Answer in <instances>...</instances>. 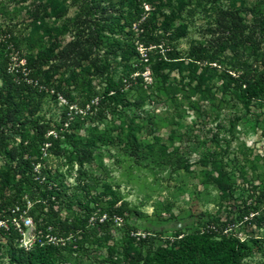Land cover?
Wrapping results in <instances>:
<instances>
[{"label": "rangeland", "instance_id": "rangeland-1", "mask_svg": "<svg viewBox=\"0 0 264 264\" xmlns=\"http://www.w3.org/2000/svg\"><path fill=\"white\" fill-rule=\"evenodd\" d=\"M101 3L116 15L123 8L121 0ZM25 5L21 0H0V58L7 56L16 82L21 74L27 77L26 58L36 52L26 41L34 26ZM144 7L157 32L168 27L178 31L179 57L201 47L219 62L199 86V81L189 84L187 78L171 73L167 78L175 88L171 93L158 91L147 69L148 88L140 94L132 91L131 103L121 113L100 104L104 80L97 76L84 80L82 67L76 64L50 70L46 78L34 82L41 97L36 101L39 111L27 126L31 138L33 126H45L46 138L53 136L55 149L60 150L59 155L50 154L47 144L36 170L57 171L68 200L62 205L39 203L34 191L25 200L29 208L40 206L45 213L40 218H49V210L56 212L60 206L63 219L70 209L86 214V233L78 232L63 244L69 264H128L138 255L176 246L185 234L210 228L243 240H264V97L246 110L223 91L228 74L264 70V0H156ZM76 13L72 8L68 17ZM231 17L249 29L239 51L222 53L218 47L228 35L224 26ZM51 23L64 24L63 19ZM137 27L130 31L122 22L109 33L99 58L110 64L107 70L124 66L122 52L138 34ZM138 50L145 57L146 49ZM227 89L233 92V87ZM0 96L9 97L1 79ZM132 134L142 147L141 156L131 151ZM20 140L14 138L16 144ZM76 142L88 147L84 159L74 149ZM149 145L155 148L151 153ZM6 162L0 155V169ZM217 169L227 174L224 192L214 181ZM51 230L48 233L55 238ZM5 243L2 238L0 244ZM263 252L264 248L255 250L241 264H264ZM1 262L6 264L7 259Z\"/></svg>", "mask_w": 264, "mask_h": 264}, {"label": "trees", "instance_id": "trees-1", "mask_svg": "<svg viewBox=\"0 0 264 264\" xmlns=\"http://www.w3.org/2000/svg\"><path fill=\"white\" fill-rule=\"evenodd\" d=\"M155 1L121 0L123 8L117 10L116 15L109 13L101 0H63L61 5L56 0H21V3H27L24 9L34 26L33 34L26 41L30 50L36 52L26 58L24 67L29 74L27 77L19 75L18 82L14 81V74L9 71L7 56L0 58V79L9 93L8 98L0 96V125L3 126L0 130V155L7 161L0 169V215L4 212L3 215L9 217L11 210L19 207L33 217L39 229L48 232L51 227V233L58 240L64 239L66 242L78 232L84 235L88 226L86 214L76 210L70 209L65 219L60 218L62 206L56 212L51 208L49 218H40V214L44 213L40 206L36 204L29 208L25 200L33 191L39 203L62 205L68 200L67 188L57 171L53 172L47 167L36 170L43 156L42 150L47 144H50L47 148L50 154L60 153L58 148L55 149L54 137L46 138L48 129L45 126L37 124L32 127L34 138H31V127H27L32 122L29 118L39 111L36 101L41 93L34 85L37 79L46 78L50 70H60L64 66L76 64L82 67L84 80L89 76L104 80L105 88L100 104L107 103L117 113H121L122 108L131 103L128 95L132 91L137 94L145 91L147 84L144 75L147 69L151 72L156 89L171 93L175 89L167 80L171 73L187 78L189 84L199 81V86L205 81L213 65L219 62L214 54L201 47H192L187 56L179 57L176 46L178 31L168 27L163 32H157L151 19L145 17L144 6H152ZM72 8H76L77 13L68 17ZM54 19L55 22L63 19V26L52 24ZM238 19H227L224 27L225 34L228 35L219 45V52L225 53L228 49L239 51L249 27L238 22ZM122 22L130 31L137 24L138 34L133 36L134 40L122 52L124 66L117 67L115 71L107 70L110 64L99 58L108 46L109 33ZM1 29L0 26V38ZM11 37L14 41L19 40L13 35ZM140 46L146 49L143 58L138 50ZM227 77L229 82L223 89L224 96L232 94L244 109H249L253 101L264 97V70L255 73L245 71L236 76L228 74ZM227 87H233V92ZM5 129L9 130L6 132ZM18 136L21 140L16 144L14 138ZM132 136L134 139L131 151L133 155L141 156L142 147L135 135ZM87 148L81 142L74 144L80 159L87 157ZM147 149L148 153L155 150L151 145ZM216 172L219 177L214 181L219 190L224 192L227 189V174L222 169H217ZM117 211L121 215V209ZM253 211L256 212V209ZM18 237L13 229L9 234L0 232V241L2 238L6 240L5 244H0V260L7 259L9 264H69L64 255L68 247L62 244L37 245L32 251L26 252L18 248ZM2 248H5L3 252ZM263 248L264 240L260 238H249L242 242L237 237L226 236L222 230L210 228L203 232L185 234L177 240L176 246L161 247L153 253L138 255L128 264H241L255 250L262 251Z\"/></svg>", "mask_w": 264, "mask_h": 264}, {"label": "built area", "instance_id": "built-area-1", "mask_svg": "<svg viewBox=\"0 0 264 264\" xmlns=\"http://www.w3.org/2000/svg\"><path fill=\"white\" fill-rule=\"evenodd\" d=\"M3 213L0 215V232L3 231L4 234H9L11 229H13L19 236L16 241L18 248L26 252L32 251L37 245H63L65 242L64 239L58 240L57 237L54 238L48 232L39 229L33 217L29 216L27 211H21L19 207L11 210L9 217H5ZM223 233L226 234L227 232L223 231ZM240 240L242 242L245 241L243 239ZM6 264H9L8 260Z\"/></svg>", "mask_w": 264, "mask_h": 264}]
</instances>
